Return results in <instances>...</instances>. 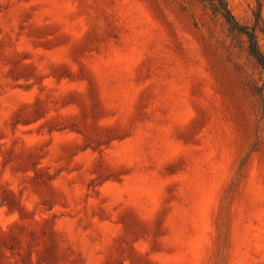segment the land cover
Returning a JSON list of instances; mask_svg holds the SVG:
<instances>
[{
    "label": "rangeland",
    "instance_id": "obj_1",
    "mask_svg": "<svg viewBox=\"0 0 264 264\" xmlns=\"http://www.w3.org/2000/svg\"><path fill=\"white\" fill-rule=\"evenodd\" d=\"M0 264H264L244 39L195 0H0Z\"/></svg>",
    "mask_w": 264,
    "mask_h": 264
},
{
    "label": "trees",
    "instance_id": "obj_2",
    "mask_svg": "<svg viewBox=\"0 0 264 264\" xmlns=\"http://www.w3.org/2000/svg\"><path fill=\"white\" fill-rule=\"evenodd\" d=\"M206 8L213 17H217L227 26L231 35L244 39L247 52L252 56L257 64L264 70V49L258 43L257 30L263 34L264 28L260 23V3L256 1V11L254 12L255 24L252 26L241 24L232 14L227 0H195Z\"/></svg>",
    "mask_w": 264,
    "mask_h": 264
}]
</instances>
